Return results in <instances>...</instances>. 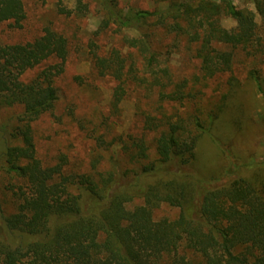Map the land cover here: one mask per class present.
Wrapping results in <instances>:
<instances>
[{"label":"trees","instance_id":"obj_1","mask_svg":"<svg viewBox=\"0 0 264 264\" xmlns=\"http://www.w3.org/2000/svg\"><path fill=\"white\" fill-rule=\"evenodd\" d=\"M94 1L102 17L97 34L114 26L125 44L91 61L98 76L115 82L113 110L131 90L142 93L140 100L158 95L157 109L139 111L141 135L120 139L137 169L113 163L92 175L75 172L65 156L56 164L40 160L33 124L56 107L69 41L47 27L33 41L0 44V111L22 110L0 121V172L8 178L0 196V264H264V156L237 158L222 145L233 173L218 184L219 177L205 182L193 171L201 142L221 144L216 125L240 110L235 89L204 106L208 83L231 72L236 49L264 54L256 20L258 14L264 21V0H244L256 12L236 6L241 0H165L167 8L152 12ZM88 12L84 0L74 10L59 9L67 17ZM222 15L236 26L223 27ZM26 18L25 0H0V23L22 29ZM160 30L185 38L201 76L173 77L155 46ZM145 134L153 135V153ZM164 205L179 208V217L155 220Z\"/></svg>","mask_w":264,"mask_h":264},{"label":"rangeland","instance_id":"obj_2","mask_svg":"<svg viewBox=\"0 0 264 264\" xmlns=\"http://www.w3.org/2000/svg\"><path fill=\"white\" fill-rule=\"evenodd\" d=\"M89 4L85 16L70 17L59 13L60 7L74 10L77 0H25L27 18L22 29H13L8 23H0V44L27 43L43 35L45 28L51 27L64 35L69 41V59L65 72L55 82L59 91V100L54 111L33 124L37 155L45 164L58 163L65 156L70 168L75 172L87 174L106 173L118 163L122 169L134 171L137 166L131 164L121 152L120 139L129 135H141L142 119L140 109H157V92L142 93L129 91L118 110L111 105L115 82L102 78L93 70L92 59L95 54L109 53L113 48L125 49L123 34L111 30L97 34L101 24V15L94 0H84ZM119 7L126 12L133 10L155 11L168 7L165 0H119ZM185 1V0H179ZM240 8L256 12L249 1H234ZM222 25L233 29L236 23L225 15L221 16ZM257 22L264 34V21L257 14ZM155 46L161 53V62L168 65L171 74L177 80L201 76L200 62L195 58L185 38L176 39L173 35L158 31ZM194 50V49H193ZM40 70L29 73L33 78ZM233 81L230 83V79ZM259 78L264 90V54L255 55L241 48L235 50L231 72H227L208 83L203 105L212 108L226 90H237L239 111L230 119L216 125L215 136L221 144L210 138L204 139L198 148V158L193 171L196 177L205 182L214 177L221 179L236 170V165L223 150L237 158L256 159L264 156V93L258 89ZM21 108L3 109L0 121L14 120ZM247 120V121H245ZM242 129V130H241ZM254 129V130H253ZM153 135L145 134V140L155 151ZM7 176L0 172V196ZM180 215L179 208L161 206L154 212V219L175 220Z\"/></svg>","mask_w":264,"mask_h":264}]
</instances>
